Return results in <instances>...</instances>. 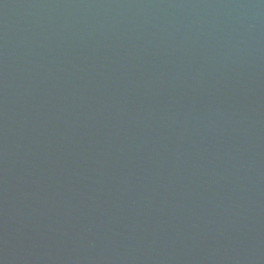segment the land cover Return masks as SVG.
<instances>
[{
  "label": "water",
  "instance_id": "1",
  "mask_svg": "<svg viewBox=\"0 0 264 264\" xmlns=\"http://www.w3.org/2000/svg\"><path fill=\"white\" fill-rule=\"evenodd\" d=\"M0 264H264V0H0Z\"/></svg>",
  "mask_w": 264,
  "mask_h": 264
}]
</instances>
